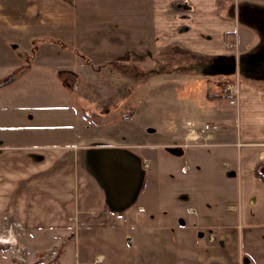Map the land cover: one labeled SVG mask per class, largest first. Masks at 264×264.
I'll list each match as a JSON object with an SVG mask.
<instances>
[{
  "label": "crops",
  "instance_id": "0c3cea01",
  "mask_svg": "<svg viewBox=\"0 0 264 264\" xmlns=\"http://www.w3.org/2000/svg\"><path fill=\"white\" fill-rule=\"evenodd\" d=\"M157 1L153 29L169 65L181 67L176 74L185 77L192 66L173 58L191 56L197 60L193 78L238 81L241 97L235 105L220 89L212 97L207 80L171 83L177 92L166 97L170 126L126 144L123 133L109 135L108 125L91 120L93 106L79 107L61 67L29 63L43 57L42 43L57 40L30 31L75 26L74 7L0 0V232L11 220L44 246V236L56 245L86 226L102 234L103 245L132 249L139 264L153 257L158 264H264V180L256 172L264 176V0ZM11 76L15 80L3 85ZM175 110L200 116L186 119L214 132L208 145L173 146L165 166L156 147L167 144L157 139L173 145L185 138L168 118ZM163 171L174 179L169 204L158 197L155 181ZM100 211L95 221L92 212ZM0 264L15 263L0 252Z\"/></svg>",
  "mask_w": 264,
  "mask_h": 264
},
{
  "label": "rangeland",
  "instance_id": "374dc122",
  "mask_svg": "<svg viewBox=\"0 0 264 264\" xmlns=\"http://www.w3.org/2000/svg\"><path fill=\"white\" fill-rule=\"evenodd\" d=\"M156 1L54 0V2L74 7L76 25L67 29L45 27L30 31L32 32L30 34L34 35L48 36L52 39L57 37V40L42 43L40 48L44 49L43 57L34 61L29 59V63L48 64L53 68L61 67L63 69L61 79L72 84V92L80 105L79 107L82 105L93 106L94 108H89L94 114L91 120L96 124L102 121L104 125H108L110 127L109 135L115 132L123 133L121 139L126 144L132 143L134 138L143 141L140 135L155 129L164 130L166 126H170L166 123V97L168 93L177 92L171 83L179 86L184 82L201 79L191 76L193 71H196H192V68L196 69L195 63L197 62L191 56L173 58L174 61H181V59L184 62L189 61L187 67L191 65L192 68H189L190 71H186L189 73H185V77L176 74L179 73L176 70L181 69L176 63L173 64V68L169 65L170 58H167L162 51L153 29ZM243 8V4H241L239 6L241 16L247 14ZM260 12L262 14L261 10ZM257 18L255 17V19ZM27 46L31 50L34 48L33 43L30 42H25V48ZM170 70L175 71L174 74H170ZM46 75L50 76V74ZM11 78L13 77L11 76ZM206 80L208 92L212 93V97H217L216 93L219 89L221 94L225 95V87L235 82V80L222 76L210 75ZM56 82L52 80L50 83L55 85ZM54 89L56 90L57 87ZM178 91L180 92V90ZM43 93L47 94L45 91ZM175 111L169 114L168 118L171 116L170 121H173V125L178 129H184L185 138L182 142L174 141L173 145H169V140H165L164 137L157 139V142L167 144L163 147H156V150L161 154L160 160H164L165 166H167L165 159L171 157L167 154L171 153L173 146L189 148L183 145L192 142L191 139H188L189 130L186 126V122L191 120L186 118L197 120L201 118L194 113L189 114L188 117L183 116L179 110ZM191 122L195 123L198 128L204 127L198 121ZM203 141L204 139L200 143ZM208 144H210L209 140ZM133 147L128 146V149ZM177 162L182 163V160L179 159ZM163 169L166 171V168ZM160 172L155 177L158 191H160L158 197L169 204L170 186L174 179H170L168 173ZM177 174L181 176L182 171L178 170ZM171 205L167 208L163 206V209L172 210ZM168 213L170 212L166 211V214ZM102 214H104L102 211L96 215L92 212L95 221H100ZM85 223L89 224L90 222L87 220ZM3 226L6 229L9 228L11 232L6 229L0 232V245L6 243L0 252L11 256L15 264H75L76 259L81 262L94 260V256L99 253L106 257L96 264H139L141 262L138 255L123 243L120 248H116V251L108 243L103 245L102 234L100 232L90 234L85 230L86 226H80L78 232L66 235L63 241L56 245H53L54 242L50 236H44L43 239L47 243L44 246L26 238V234L21 233L22 229L11 220L4 221ZM159 226L165 225L162 222L158 223L157 227ZM128 237L129 235L123 239L127 246H129ZM157 240L168 241L162 238ZM117 241L116 239L114 243ZM68 242L71 244H67ZM24 243L25 245H23ZM91 244H94V247L89 252L86 249ZM77 252H80L81 257L77 258ZM157 260L153 257L151 262L148 261V264H158Z\"/></svg>",
  "mask_w": 264,
  "mask_h": 264
},
{
  "label": "built area",
  "instance_id": "2783aa9c",
  "mask_svg": "<svg viewBox=\"0 0 264 264\" xmlns=\"http://www.w3.org/2000/svg\"><path fill=\"white\" fill-rule=\"evenodd\" d=\"M225 97L229 100V102L232 105H235L239 102V99L241 97V86L238 81H235L231 84H228L225 89ZM186 126L189 130V138L192 142H187L184 147H190V146H198V145H207L208 140H211L213 137L214 130L209 129L207 127H199L196 126L195 123L191 121L186 122ZM204 139L203 143H200V141Z\"/></svg>",
  "mask_w": 264,
  "mask_h": 264
},
{
  "label": "trees",
  "instance_id": "16d2710c",
  "mask_svg": "<svg viewBox=\"0 0 264 264\" xmlns=\"http://www.w3.org/2000/svg\"><path fill=\"white\" fill-rule=\"evenodd\" d=\"M13 80H15V77H13V78H11V79H9V80H6L4 83H3V85H6V84H9L11 81H13ZM257 172V175L261 178V179H263L264 180V176L257 170L256 171Z\"/></svg>",
  "mask_w": 264,
  "mask_h": 264
},
{
  "label": "bare ground",
  "instance_id": "6f19581e",
  "mask_svg": "<svg viewBox=\"0 0 264 264\" xmlns=\"http://www.w3.org/2000/svg\"><path fill=\"white\" fill-rule=\"evenodd\" d=\"M2 242H8V241H2Z\"/></svg>",
  "mask_w": 264,
  "mask_h": 264
}]
</instances>
